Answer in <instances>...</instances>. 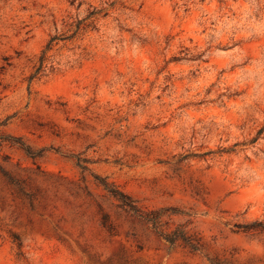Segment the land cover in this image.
I'll list each match as a JSON object with an SVG mask.
<instances>
[{
  "label": "rangeland",
  "instance_id": "rangeland-1",
  "mask_svg": "<svg viewBox=\"0 0 264 264\" xmlns=\"http://www.w3.org/2000/svg\"><path fill=\"white\" fill-rule=\"evenodd\" d=\"M0 264H264V0H0Z\"/></svg>",
  "mask_w": 264,
  "mask_h": 264
},
{
  "label": "trees",
  "instance_id": "trees-1",
  "mask_svg": "<svg viewBox=\"0 0 264 264\" xmlns=\"http://www.w3.org/2000/svg\"><path fill=\"white\" fill-rule=\"evenodd\" d=\"M57 38L52 37L49 41L48 46H51L52 42ZM40 67L36 70L35 74L39 73ZM21 149L24 150L26 155L30 158H35L38 156L36 152H32L29 148L23 144H19ZM76 165L81 170H85V166L81 165L79 161H76ZM100 186L113 198L115 199L119 206L130 213L131 215L141 219L147 224L151 225V228L158 234V236L163 239L170 246L180 244L184 248L189 249L191 252H196L198 250L197 242L187 234V232L181 227L175 228L169 233H164L159 230V218L156 212H142L135 204V202L125 193H123L119 188L114 187L112 184L106 182L104 179L96 178Z\"/></svg>",
  "mask_w": 264,
  "mask_h": 264
}]
</instances>
